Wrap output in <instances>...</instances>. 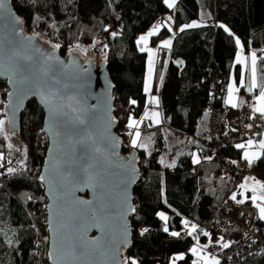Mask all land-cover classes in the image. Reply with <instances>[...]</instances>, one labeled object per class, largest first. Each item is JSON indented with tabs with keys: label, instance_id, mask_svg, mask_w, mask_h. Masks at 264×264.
Wrapping results in <instances>:
<instances>
[{
	"label": "trees",
	"instance_id": "trees-1",
	"mask_svg": "<svg viewBox=\"0 0 264 264\" xmlns=\"http://www.w3.org/2000/svg\"><path fill=\"white\" fill-rule=\"evenodd\" d=\"M10 4L24 29L48 41L60 55L69 48L85 49L96 59L97 49L103 52L114 95L113 131L122 139L121 153L134 152L140 170L127 220L125 264H190L195 236L208 237L209 250L217 242L224 251L231 249L242 237L245 220L237 217L234 207L225 206L226 201L252 205L256 214L257 209L249 192L240 193L242 179L228 170L245 165L242 150L247 139L238 135L236 111L230 112L223 97L231 77L236 83L240 78L234 61L237 43L244 53L264 48V0H176L174 29L192 21L200 24L174 33L169 48L157 51L150 93L158 95L161 124L142 129L151 140L149 150L131 146L133 129L127 126L129 119L141 117L146 103L145 53L136 48L135 39L171 11L164 1L10 0ZM167 33L160 28L150 43ZM261 71L264 76V68ZM242 89L241 104L249 102ZM6 90L0 80L1 100ZM1 105L0 264H49L45 197L38 179L47 144L42 112L35 101L26 103L20 114V143L13 146L2 127ZM213 109L223 115L221 122L210 125ZM257 129L256 139L264 124ZM192 150L202 157L199 161H192ZM263 161L259 156L251 169L259 170ZM161 211L165 219L159 216ZM183 222L195 226L190 235L182 231ZM261 223L256 216L250 225L257 228ZM234 264H264V246Z\"/></svg>",
	"mask_w": 264,
	"mask_h": 264
},
{
	"label": "water",
	"instance_id": "water-1",
	"mask_svg": "<svg viewBox=\"0 0 264 264\" xmlns=\"http://www.w3.org/2000/svg\"><path fill=\"white\" fill-rule=\"evenodd\" d=\"M1 108L18 145L20 114L29 100L42 112L46 149L38 179L45 197L49 264H125L134 152L121 153L113 131L114 95L104 60L69 48L60 55L24 29L10 0H0Z\"/></svg>",
	"mask_w": 264,
	"mask_h": 264
},
{
	"label": "rangeland",
	"instance_id": "rangeland-1",
	"mask_svg": "<svg viewBox=\"0 0 264 264\" xmlns=\"http://www.w3.org/2000/svg\"><path fill=\"white\" fill-rule=\"evenodd\" d=\"M163 1L171 9V11L169 13H167L163 18H159L158 20H156L154 22V24L148 30L139 34L135 39L136 48L139 51H142L145 53V66H144V74H143V91H144V93L147 94V96H148V93L150 91V84H151V80H152V73H153L154 63L156 60L157 51L159 48H162V47L168 45V43H171V39L175 33V29L173 27V13H174V7L176 4V0H163ZM162 27H165L166 29H168L169 33H167L164 37H161L155 43L151 44L150 43L151 36L157 34L159 29ZM96 48H99V47H96ZM77 52L84 59L92 58L95 61V63H98V62L103 60V52L100 51V49H97V51H96V56H95L96 59L92 56V54H91L92 51L87 52L85 49H81L80 51H77ZM244 56H245L244 53L237 52V57L235 59L236 62H240V64H241V80H240L238 85H243L245 87V90L249 94L248 98H249L250 105L254 108V105L256 103V99H257L258 95L259 94L264 95V82H263L264 76L258 77L256 84L259 87V90L256 91V93H253L251 89H252V84L254 83V71L250 65H248L247 67L245 66V62H244L245 57ZM260 62H261V60H259V63ZM261 67H263V66L261 65ZM235 82L236 81L234 80V78L231 77V79L228 82L227 91H226L227 93L230 92L232 87L235 86ZM226 92H225V94H227ZM148 97H150L151 100H154V98H152V96H148ZM2 127L4 129V132L6 133V136H7L8 134H7V128L5 125V120L2 122ZM9 142L13 146H17L10 138H9ZM132 142L134 144L138 143V147L141 149L149 150L152 147L150 138L146 134H143L141 131L138 133L136 131L133 134ZM258 147L259 146H258L257 142H253V144H251V141L246 140L243 143L242 157L245 160V165L248 166L249 168L253 164L256 157L259 155ZM191 153H192L191 159L193 162H197V161H199L200 158H202L197 153L196 150H192ZM203 158H205V157H203ZM250 178H253V177L250 176ZM253 180L254 181H252V182L254 184H256L257 188L260 189V191H257V192H262V183H263L262 179L253 178ZM242 185H244V184L241 183L238 186L240 187V193L244 196L243 191H245L246 189L248 191H251V190H249V188H247V187H244L245 185L244 186H242ZM262 194H263V192H262ZM234 195H235V192L232 193L231 197H233ZM255 203H256V205L260 204L259 202H255ZM257 208L260 210V211H258V214L262 216L264 206H262V207L260 206V208L257 206ZM159 216L162 219H165L166 213L161 211V212H159ZM196 263H198V262H196ZM132 264H134V263H132ZM170 264H175V263L173 261H171Z\"/></svg>",
	"mask_w": 264,
	"mask_h": 264
},
{
	"label": "crops",
	"instance_id": "crops-1",
	"mask_svg": "<svg viewBox=\"0 0 264 264\" xmlns=\"http://www.w3.org/2000/svg\"><path fill=\"white\" fill-rule=\"evenodd\" d=\"M199 24L200 23L198 21H192V22H190V24H188L186 26H181V27H178L177 29H175V33L180 31L181 29H184L187 27H194V26H197ZM169 44L170 43H168V45L164 46V48H169L168 47V46H170ZM237 45H238L237 52L244 53L242 51V49L240 48V44L237 43ZM237 52L235 54L234 61L237 57ZM244 54H245V56H244L245 57V60H244L245 66L247 67L248 65H250L254 71V83L252 84V89H251L252 92L254 93V92L259 90V87L256 84L258 77L263 76L261 68H264V48H259V49H256L254 51H251L249 53H244ZM259 60H262V66L263 67H261ZM177 63H179V61H177ZM235 63H237L239 65V74H240L239 81H238V83L235 82V86L232 87L231 91L228 93L226 92L227 86H228V84H227L226 91H225L227 94H224V97H223V102L230 109V112H233V111L235 112L237 107L241 104L240 96L238 95V89L240 87H242L243 88L242 90L244 91V93L248 94L243 85H238L240 80H241V64H240V62H236V61H235ZM148 96H152V98H154V100H151V98ZM148 96L146 94V103H145V107H144V110H143L141 117L138 120L129 119L127 122V126L133 129V134L136 131H137V133L140 131L142 132V129L153 128V127H156L159 124H161V114H160L158 95L157 94H151L149 91ZM251 108L254 112H257L259 114H264V95L263 94L258 95V97L256 99V103L254 105V108L252 106H251ZM253 142H257V144L259 146L258 149L264 147V130L260 132L257 139H255L254 141H251V144H253ZM131 146L132 147L138 146V143L134 144L131 140ZM258 157H259V155L256 157V159ZM255 160H254V162H255ZM246 167L251 170L252 165L250 168L248 166H246ZM242 180L240 182L245 185V186L244 185H242V186L247 187V188H249V190H251V191H248L246 189L245 191L249 192L248 198L252 199V201L254 202V205L256 206L257 213H258V211H260V210L257 208V206L259 208H260V206L261 207L264 206L263 194H262V192H257V191H260V189L257 188L256 184H254L252 182L254 180H253V178H250V175L243 177ZM255 202H259L260 204L256 205ZM183 224H184V226L182 227V231L185 234L190 235L194 231L195 226L190 222H183ZM209 248H210V239L208 237L201 239L200 237L195 236V238H193V243H192L190 250H189V253L192 256V261L190 264H219V260L214 255H211L209 253ZM179 257H181V256H179ZM177 258H178V256H177ZM196 262H198V263H196Z\"/></svg>",
	"mask_w": 264,
	"mask_h": 264
},
{
	"label": "built area",
	"instance_id": "built-area-1",
	"mask_svg": "<svg viewBox=\"0 0 264 264\" xmlns=\"http://www.w3.org/2000/svg\"><path fill=\"white\" fill-rule=\"evenodd\" d=\"M216 95H219V91L215 92ZM235 118V128L238 132V135L243 137L245 136L247 140L254 141L256 135L258 134L257 126L259 124H264V114H259L254 112L251 108L249 102H244L236 110ZM210 125H214L217 122H221L223 112L221 110H210ZM217 134V133H216ZM216 134L211 131V137H215ZM259 155L264 159V147L259 149ZM229 172L239 178H243L247 175L252 176L253 178L262 179V192L264 197V161L262 167L255 170H250L246 165L230 166ZM140 172V170H138ZM225 206H232L236 209L237 217H243L245 222L243 226L242 237L239 241L235 242L231 249L224 251L222 249V244L219 242L209 250L211 255L217 256L218 260L223 262V264H234L238 260H244L251 254L258 253L262 250L264 246V224H260L259 227L251 226L250 222L257 216L260 220L264 222V210L263 215L255 213V208L252 205L237 201L234 203L227 202ZM217 228V226H215ZM205 235H208V230H204ZM39 248L42 251L43 248V238L42 235L38 236Z\"/></svg>",
	"mask_w": 264,
	"mask_h": 264
}]
</instances>
